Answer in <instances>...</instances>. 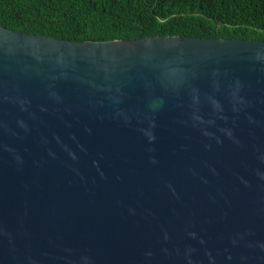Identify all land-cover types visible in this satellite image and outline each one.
Here are the masks:
<instances>
[{
	"label": "water",
	"instance_id": "1",
	"mask_svg": "<svg viewBox=\"0 0 264 264\" xmlns=\"http://www.w3.org/2000/svg\"><path fill=\"white\" fill-rule=\"evenodd\" d=\"M0 264H264V42L0 28Z\"/></svg>",
	"mask_w": 264,
	"mask_h": 264
},
{
	"label": "trees",
	"instance_id": "2",
	"mask_svg": "<svg viewBox=\"0 0 264 264\" xmlns=\"http://www.w3.org/2000/svg\"><path fill=\"white\" fill-rule=\"evenodd\" d=\"M0 28L73 42H264V0H0Z\"/></svg>",
	"mask_w": 264,
	"mask_h": 264
}]
</instances>
